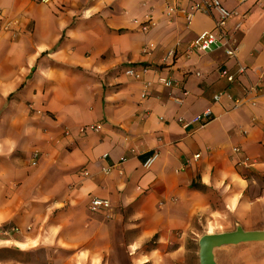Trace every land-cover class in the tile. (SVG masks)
Returning <instances> with one entry per match:
<instances>
[{
  "label": "crops",
  "instance_id": "obj_1",
  "mask_svg": "<svg viewBox=\"0 0 264 264\" xmlns=\"http://www.w3.org/2000/svg\"><path fill=\"white\" fill-rule=\"evenodd\" d=\"M196 1L0 0V228L19 229L0 234V264L103 257L118 230L137 255L222 212L264 225V0H219L243 15L240 30L227 23L235 57L190 50L215 20L188 24ZM207 108L202 126L179 121ZM89 124L102 127L81 134ZM121 160V173L102 172ZM93 197L111 216L88 209ZM239 245L216 249V264H264V247Z\"/></svg>",
  "mask_w": 264,
  "mask_h": 264
},
{
  "label": "rangeland",
  "instance_id": "obj_2",
  "mask_svg": "<svg viewBox=\"0 0 264 264\" xmlns=\"http://www.w3.org/2000/svg\"><path fill=\"white\" fill-rule=\"evenodd\" d=\"M239 224L232 215L226 212L220 215L209 216L203 215L194 218L188 228L185 230H177L170 235L165 242L159 241V235L145 241L138 250V254L131 256L130 252H134V247L127 245L129 234L127 232H117L115 240L112 241L110 247L103 252L104 256H95L94 251H90L91 257L85 250L77 251L76 264H199L198 262V240L204 234H214L233 231L235 226ZM245 230H256L264 228V225L242 226ZM246 245H259L264 247V242L256 244L242 243L239 247ZM181 247L175 254L174 250ZM8 253L0 251V258L7 256ZM144 263H140L145 261Z\"/></svg>",
  "mask_w": 264,
  "mask_h": 264
},
{
  "label": "built area",
  "instance_id": "obj_3",
  "mask_svg": "<svg viewBox=\"0 0 264 264\" xmlns=\"http://www.w3.org/2000/svg\"><path fill=\"white\" fill-rule=\"evenodd\" d=\"M43 3H47L50 0H39ZM242 2L248 1V0H241ZM172 9L170 10V12ZM197 12H203V13H214L215 14V20H214V27L211 30H205L199 33L194 40L190 43L189 48L190 50H194L197 52H209L215 48H224L226 55L229 57H235L237 53L236 45L234 44V40L232 39V36L227 30V23L230 19L236 18V23L234 25V28L236 30H240L242 26V18L243 15L237 13L235 10H229L225 8L219 0H198L194 2L188 9V11L185 14V19L187 23L189 24ZM145 28V27H144ZM126 74L128 75H135L137 74V67H130L126 69ZM245 72L244 67H239L237 70L238 74H242ZM221 76L225 77L227 81L233 82L234 75L229 74L227 70L223 69L221 71ZM262 80H264V75H262ZM166 86H170L172 83L170 80H164L163 81ZM255 86H250L246 92H254ZM224 95L222 93L216 94L213 96V101L218 102L221 98V96ZM227 96V95H226ZM228 98H230L233 101V107L238 108L241 107L245 101L243 98L240 99H233L230 95H228ZM253 104V103H252ZM212 113L210 108L205 109L201 113L195 115L190 120H184L179 119L183 127H188L190 125L198 124L199 126L204 125L209 119H211ZM100 124H89L84 125L80 127L79 132L81 134H86L88 132H96L101 129ZM238 149L235 148L234 152H237ZM34 158L37 157V152H34ZM107 154H104L102 157L105 159L107 158ZM199 155H195V157H198ZM156 158V154L152 155L151 157L147 158L144 162L143 166L144 168H149L153 164L154 160ZM123 160L105 166L102 168V172L104 174L110 173L114 169H118V171L121 173L122 170L119 169V165ZM240 164L247 165L246 159H242ZM86 174V173H84ZM88 209L91 212H101L106 217L111 216V203L108 199H103L99 197H93L90 199V202L88 204ZM19 229L17 227H2L0 228V234H8L9 232H16Z\"/></svg>",
  "mask_w": 264,
  "mask_h": 264
},
{
  "label": "water",
  "instance_id": "obj_4",
  "mask_svg": "<svg viewBox=\"0 0 264 264\" xmlns=\"http://www.w3.org/2000/svg\"><path fill=\"white\" fill-rule=\"evenodd\" d=\"M264 242V228L245 230L240 224L233 231L204 234L198 240L199 264H216L214 251L216 249L242 243Z\"/></svg>",
  "mask_w": 264,
  "mask_h": 264
}]
</instances>
